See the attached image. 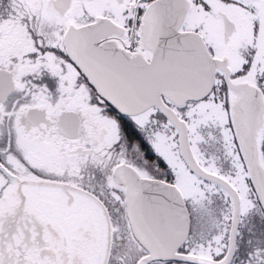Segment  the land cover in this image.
Returning a JSON list of instances; mask_svg holds the SVG:
<instances>
[{"label": "snow or ice", "instance_id": "1", "mask_svg": "<svg viewBox=\"0 0 264 264\" xmlns=\"http://www.w3.org/2000/svg\"><path fill=\"white\" fill-rule=\"evenodd\" d=\"M0 264H264V0H0Z\"/></svg>", "mask_w": 264, "mask_h": 264}]
</instances>
